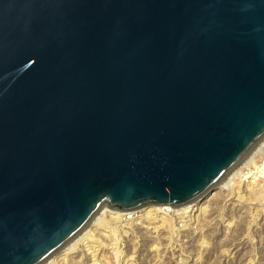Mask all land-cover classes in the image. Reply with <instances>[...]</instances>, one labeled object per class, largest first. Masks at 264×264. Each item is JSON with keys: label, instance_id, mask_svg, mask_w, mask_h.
<instances>
[{"label": "water", "instance_id": "1", "mask_svg": "<svg viewBox=\"0 0 264 264\" xmlns=\"http://www.w3.org/2000/svg\"><path fill=\"white\" fill-rule=\"evenodd\" d=\"M264 139V0H0V264H47L102 203H191Z\"/></svg>", "mask_w": 264, "mask_h": 264}, {"label": "rangeland", "instance_id": "2", "mask_svg": "<svg viewBox=\"0 0 264 264\" xmlns=\"http://www.w3.org/2000/svg\"><path fill=\"white\" fill-rule=\"evenodd\" d=\"M239 181L233 177L211 189L194 207L191 224L185 223L189 216L174 221L173 234L168 215L161 214L165 224L144 217L119 224L106 216L110 230L92 232L98 241L94 257L80 243L66 261L52 258L49 264H264V199L247 188L238 196Z\"/></svg>", "mask_w": 264, "mask_h": 264}, {"label": "bare ground", "instance_id": "3", "mask_svg": "<svg viewBox=\"0 0 264 264\" xmlns=\"http://www.w3.org/2000/svg\"><path fill=\"white\" fill-rule=\"evenodd\" d=\"M256 154H261L262 156L261 155L257 156L258 159L256 163H254L253 159ZM260 158H264V139H262L254 147V149L245 157V159L241 161V163H239L237 166H235L228 173V175L219 184H217L213 188L226 186V183H228V181H230L233 177H239L241 181H239V183L236 185L238 196L242 197V194L240 192L241 189L247 188V190L257 195V197H262L264 199L263 182L261 180L254 181V182L250 181L249 179L247 180L241 174V169L244 165L248 164L249 162H251L253 165H256ZM209 192H211V190H209L207 194H204L201 198L191 203L183 204V205L146 204L140 207H112L108 205L107 202H104L99 207L94 217L90 220V222L84 228L81 235L77 237L75 240H73L71 243H69L61 251L56 253L57 255H54L52 258H55V260L56 258L59 259L61 263L63 261H66L67 257L69 256V253L75 250L73 246L75 247L79 246L80 243L84 244L83 247L86 251L91 250L92 257H94L95 252L97 251L94 249L98 246V241L94 239V235L92 232L94 231L98 232V230L103 231V229L105 228L110 230L109 223L106 220V216L114 218L115 222H118L119 224H121L123 221H127V220L129 221L132 217H133L132 219L138 218V217H144L145 219H147V221H154L156 219L158 220L159 218L160 220H162L161 224H165V220L162 219L161 214L168 215L170 216V220L172 223L168 227H169L170 232L173 234L174 233V229H173L174 221L177 218L178 220H181L182 217L189 216V218L185 220V223H186V226L191 224V222L195 219L194 209L197 210L194 207L197 206L198 208L200 206L199 204L201 200H203L209 194ZM180 213H184V216L180 215ZM49 262L47 264H49Z\"/></svg>", "mask_w": 264, "mask_h": 264}, {"label": "built area", "instance_id": "4", "mask_svg": "<svg viewBox=\"0 0 264 264\" xmlns=\"http://www.w3.org/2000/svg\"><path fill=\"white\" fill-rule=\"evenodd\" d=\"M241 174L245 179L250 181H262L264 186V158H260L256 165L251 162L244 165Z\"/></svg>", "mask_w": 264, "mask_h": 264}]
</instances>
